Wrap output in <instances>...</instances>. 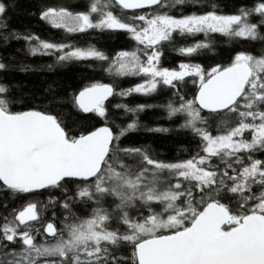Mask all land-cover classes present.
Wrapping results in <instances>:
<instances>
[{
  "label": "snow or ice",
  "instance_id": "6c2138e0",
  "mask_svg": "<svg viewBox=\"0 0 264 264\" xmlns=\"http://www.w3.org/2000/svg\"><path fill=\"white\" fill-rule=\"evenodd\" d=\"M189 4L208 10L173 14ZM8 10L0 0V43L27 42L29 55L53 58L45 66L50 73L99 68L112 82L87 79L63 96L50 86L47 107L17 110V94L4 79L10 65L0 62V193H48L47 203L32 200L11 211L0 205L7 212H0V264H264V0L231 14L205 0H85L82 10L42 0L39 19L64 34L60 42L12 31ZM105 32L124 33L133 48L110 54L67 39ZM201 34L173 47L187 58L177 68L161 65L165 45ZM216 34L237 45L260 44V51L242 49L227 65L205 69L192 58L211 50ZM126 77L141 82L118 90L117 80ZM162 89L169 90L167 101L116 103L134 119L109 122L111 98ZM152 108L177 127L143 125L139 114ZM205 112L220 118L215 130ZM81 114L104 123L76 134L68 121ZM140 130L182 131L195 151L167 161L151 145L122 143ZM49 206L62 212L45 222Z\"/></svg>",
  "mask_w": 264,
  "mask_h": 264
},
{
  "label": "trees",
  "instance_id": "16d2710c",
  "mask_svg": "<svg viewBox=\"0 0 264 264\" xmlns=\"http://www.w3.org/2000/svg\"><path fill=\"white\" fill-rule=\"evenodd\" d=\"M9 2L8 20L10 29L21 34H36L44 40L60 42L64 34L60 31L53 30L49 25L40 21L39 10L42 7V0H7ZM59 2L69 4L75 10H82L85 7V0H59ZM252 0H205V3H216L220 6V11L224 14H231L236 11L242 4H250ZM208 9L201 5L189 4L186 8H176L172 12L175 15L190 13L192 11H206ZM70 41L78 42L81 46L95 44L99 49L107 53L114 54L119 50H131L134 46V41L127 38L122 32H105L103 34H82L67 38ZM203 39L202 34L195 38L189 37L185 40L182 37H177L172 45H165L163 56L161 59L162 66H169L175 61H182L184 57L173 51V47H179L185 44H190L194 40ZM260 44L250 45L248 42L234 44L227 41L226 38L219 36L214 37V42L211 45V50H204L192 59L194 62L200 63L205 69H210L215 65H227L235 52L248 49L250 51L259 52ZM27 42L20 40H10L7 44L0 43V62L10 65V70L4 74V79L10 82L11 87L17 94V110H24L29 107H47V101L51 96L45 93V89L51 86L57 90L58 94L63 96L69 88L79 89L85 80L94 79L104 83H111L112 78L104 71L97 68L93 71L83 66H70L67 69L57 67L54 72H48L45 68L47 64L53 63L52 57H33L28 54ZM168 61V63H166ZM21 65H30L32 71H18ZM132 77L120 78L117 80L119 88H129L134 85ZM187 98L191 99L195 89L191 84L185 89ZM170 98L169 90L162 89L157 94L146 97L133 95L118 99L111 98L108 102L109 122L115 120L116 124L126 126L132 122L134 117L131 115L125 117L123 109L113 107L116 103H126L129 106L136 104L148 103L153 105L161 104ZM164 111L159 108L147 109L139 114V120L143 125L148 127H170L175 128V122H170L164 119ZM208 117L212 126L219 117L213 118L208 113H204ZM71 131L79 134L82 131L91 130L100 126L104 122L92 114H81L70 119ZM122 143L125 146H141L151 145V148L159 154L161 159L174 161L177 158H184L191 152L195 151L196 142L189 135L180 131H172L169 133H149L143 130L128 133L122 138ZM261 157V156H260ZM58 195V193H57ZM47 203L48 193L31 194L28 196H19L13 198L10 193H0V205L8 204L7 211L13 208H19L23 204L30 201ZM53 211H56L59 217L62 209H53L51 206L42 210V216L45 222L52 218ZM84 209L78 208L77 212H83ZM0 212L7 214L0 207ZM59 224V219H57ZM39 239V238H38Z\"/></svg>",
  "mask_w": 264,
  "mask_h": 264
},
{
  "label": "rangeland",
  "instance_id": "374dc122",
  "mask_svg": "<svg viewBox=\"0 0 264 264\" xmlns=\"http://www.w3.org/2000/svg\"><path fill=\"white\" fill-rule=\"evenodd\" d=\"M61 3H62V2H61ZM186 59H187V58L184 57V60H182V61H185ZM179 62H180V61L177 60V61L173 62L170 66H169V64H166V65H168V66H163V67H166V68H169V69L177 68ZM166 63H168V61H166ZM132 78L134 79V80H133L134 84L141 82V80H140L139 77H132ZM117 98H118V99H121L122 97H117ZM219 122H220V121H217V122H215L214 124H212V128H213V130H215L216 125H217ZM260 156H261L260 158L264 159V154H262V155H260Z\"/></svg>",
  "mask_w": 264,
  "mask_h": 264
},
{
  "label": "water",
  "instance_id": "95a60500",
  "mask_svg": "<svg viewBox=\"0 0 264 264\" xmlns=\"http://www.w3.org/2000/svg\"><path fill=\"white\" fill-rule=\"evenodd\" d=\"M101 126V125H100ZM99 127V126H98Z\"/></svg>",
  "mask_w": 264,
  "mask_h": 264
}]
</instances>
